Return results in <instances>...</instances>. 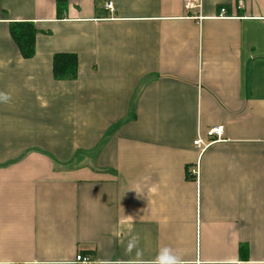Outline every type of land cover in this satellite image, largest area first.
I'll return each mask as SVG.
<instances>
[{
  "label": "crops",
  "instance_id": "0c3cea01",
  "mask_svg": "<svg viewBox=\"0 0 264 264\" xmlns=\"http://www.w3.org/2000/svg\"><path fill=\"white\" fill-rule=\"evenodd\" d=\"M56 1L0 0V264H264V0Z\"/></svg>",
  "mask_w": 264,
  "mask_h": 264
},
{
  "label": "trees",
  "instance_id": "16d2710c",
  "mask_svg": "<svg viewBox=\"0 0 264 264\" xmlns=\"http://www.w3.org/2000/svg\"><path fill=\"white\" fill-rule=\"evenodd\" d=\"M66 5L65 0H57L58 17ZM10 35L22 57L30 58L34 54L36 27L33 22L21 21L10 24ZM78 58L74 53L57 52L52 58V75L55 79H74L77 75ZM190 177V176H188Z\"/></svg>",
  "mask_w": 264,
  "mask_h": 264
},
{
  "label": "built area",
  "instance_id": "2783aa9c",
  "mask_svg": "<svg viewBox=\"0 0 264 264\" xmlns=\"http://www.w3.org/2000/svg\"><path fill=\"white\" fill-rule=\"evenodd\" d=\"M184 6L186 8H200V2H197V0H183ZM238 6L242 5V2L239 0L237 2ZM105 8L108 10H112V2L107 1L105 3ZM219 16H225L226 15V8L221 7L219 9ZM223 135V126H212L206 129L205 131V139L200 138L199 136L193 141V144L199 148V151L202 152L204 149H206L213 141L219 140L222 138ZM197 172L196 168L191 169V173L195 174ZM75 264H92V261L82 254H77L75 256Z\"/></svg>",
  "mask_w": 264,
  "mask_h": 264
},
{
  "label": "clouds",
  "instance_id": "9594fccd",
  "mask_svg": "<svg viewBox=\"0 0 264 264\" xmlns=\"http://www.w3.org/2000/svg\"><path fill=\"white\" fill-rule=\"evenodd\" d=\"M8 96L4 93H0V100H7ZM138 193V192H137ZM130 248L132 245L129 246ZM139 255V251H137ZM152 264H181L180 255L173 249L164 246L161 247L152 261Z\"/></svg>",
  "mask_w": 264,
  "mask_h": 264
}]
</instances>
